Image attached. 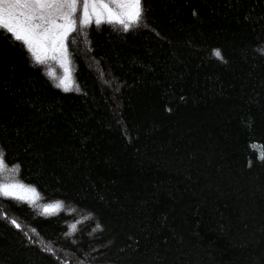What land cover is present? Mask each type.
<instances>
[{
    "label": "trees",
    "instance_id": "trees-1",
    "mask_svg": "<svg viewBox=\"0 0 264 264\" xmlns=\"http://www.w3.org/2000/svg\"><path fill=\"white\" fill-rule=\"evenodd\" d=\"M143 8L77 22L67 91L0 30L5 172L61 204L0 195V264H264V0Z\"/></svg>",
    "mask_w": 264,
    "mask_h": 264
},
{
    "label": "snow or ice",
    "instance_id": "snow-or-ice-1",
    "mask_svg": "<svg viewBox=\"0 0 264 264\" xmlns=\"http://www.w3.org/2000/svg\"><path fill=\"white\" fill-rule=\"evenodd\" d=\"M78 10L82 13L79 24L85 28L93 22L96 25L107 22L128 31L144 19L143 0H0V30L22 42L37 64L58 61L65 75L57 86L66 91L71 84L67 42L77 31ZM214 55L222 59L219 50ZM259 158L264 160V156ZM5 171L7 167L0 155V173ZM0 195L33 205L39 198L34 188L22 183H0ZM60 207L59 203L46 205L44 213L51 214ZM11 223L21 228L15 219Z\"/></svg>",
    "mask_w": 264,
    "mask_h": 264
},
{
    "label": "rangeland",
    "instance_id": "rangeland-1",
    "mask_svg": "<svg viewBox=\"0 0 264 264\" xmlns=\"http://www.w3.org/2000/svg\"><path fill=\"white\" fill-rule=\"evenodd\" d=\"M81 11L78 10L77 11V22H79V18L81 16ZM46 65V68L48 69V71L50 73H54L55 75H52L56 80H57V83L59 84V81L61 78L64 77L65 75V69L64 67L56 60H48L47 63H45ZM59 68V71L56 73V68ZM68 71H69V74H70V78H71V84H72V70H71V65H70V61L68 63ZM70 84V86H71ZM63 88V87H62ZM1 155V154H0ZM7 177L5 175H3L2 177L0 176V183H22L23 185H25L26 187H30V188H33L32 186L28 185V184H25L23 183L22 181H20L19 179H17L15 177V175L13 173H7L5 172ZM36 194L38 195V199L36 200V204L38 205V208L44 212V207L46 205H49V204H57L60 202L59 201H49V200H42V198L40 197V195L38 194V192L36 191ZM61 205V204H60ZM58 209H56L55 211H57ZM53 211V212H55Z\"/></svg>",
    "mask_w": 264,
    "mask_h": 264
}]
</instances>
